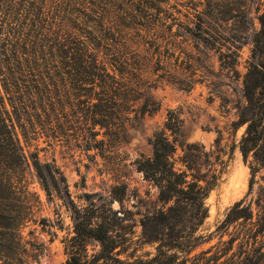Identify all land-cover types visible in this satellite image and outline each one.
Instances as JSON below:
<instances>
[{"label":"rangeland","instance_id":"rangeland-1","mask_svg":"<svg viewBox=\"0 0 264 264\" xmlns=\"http://www.w3.org/2000/svg\"><path fill=\"white\" fill-rule=\"evenodd\" d=\"M263 7L264 0H0V29L20 32L21 44L53 45L54 33L68 26L69 41L76 38L93 48L126 40L140 61L127 77L133 91L115 105L99 101L104 93L98 79L73 90L61 87L71 83L66 76L53 78L69 91L55 113L61 131L53 128L52 115L36 118L32 104L25 103L15 127L25 155L36 154L64 179L61 193L48 198L29 160L28 189L38 195L40 206L36 221L23 229L27 264H64L73 208L104 201L127 219L126 238L117 249L125 262L152 264L158 245L153 239L159 235L183 243L182 250L196 245L183 264H264V171L249 192L253 159L250 154L245 161L239 150L244 126L233 127L244 104L242 80ZM199 12L207 17L199 18ZM202 21L206 33L197 29ZM59 36L64 42L66 36ZM44 54L61 60L56 52ZM144 105L155 112L143 114ZM169 113L181 121L178 141L196 144L209 155L200 173L218 175L204 200L207 214L201 225L168 213L174 202H160L157 187L136 170V160L152 155L149 140L162 131ZM181 154L177 148L176 168ZM237 202L251 215L229 220ZM88 250L98 247L92 243Z\"/></svg>","mask_w":264,"mask_h":264},{"label":"trees","instance_id":"trees-1","mask_svg":"<svg viewBox=\"0 0 264 264\" xmlns=\"http://www.w3.org/2000/svg\"><path fill=\"white\" fill-rule=\"evenodd\" d=\"M200 15L207 17L202 12L197 13L199 18ZM258 23L259 30L252 38L250 61L242 80L244 104L233 123L235 129L245 128L239 142L243 159L247 161L250 154L253 159L249 192L255 176L264 171V7L258 16ZM204 26L205 22L202 21L197 29L206 33ZM106 30L112 31L113 27ZM9 32L0 29V264H27L28 249L23 229L27 223L36 221L35 215L40 206L38 195L28 189L26 177L29 160L48 198L54 192L58 195L61 193L60 182L64 179L60 178L58 169L40 163L36 154L25 155L15 132L18 120L27 108L25 103L32 104V116L36 118L52 115L56 120L53 128L61 131L63 124L56 119L59 115L55 113L61 110L65 100L63 95L69 91L61 90L59 85L52 83L53 78L66 76L71 83L61 87L68 85L73 90L91 85L98 79V86L104 93L99 101L104 104L113 102L115 105L121 96L133 91V84L127 77L137 64L140 65V61L132 56L126 40L116 39L117 42L111 46L97 43L93 48L73 37L69 41L73 33L68 26L54 33L53 45L49 46L21 44V33ZM59 35L66 36L64 42L59 41ZM45 52L51 55L56 52L61 60L46 58ZM25 54L30 55L24 57ZM25 94L28 96L24 97ZM155 110L147 109L146 105L142 108L143 114H152ZM180 126V119L169 113L162 131L149 140L152 155L136 160L135 166L144 180L157 187L160 202H174L168 213L174 212V216L181 219L187 215L201 225L207 214L204 200L217 185L218 175L210 171L200 173L201 167L209 165V155L196 144L179 142ZM177 148L182 153L178 157V168L173 159ZM240 206L241 202L235 203L228 215L229 220L251 215L250 210H239ZM119 213L123 212L121 209L113 210L110 201L100 205L91 202L83 208L74 207L73 235L63 241L67 257L64 264H143L141 261L129 263L119 258L117 249L123 246L127 234V226L123 225L127 219L125 215L118 216ZM160 216L164 214L160 213ZM154 238L158 245L155 256L150 260L152 264H183V260L188 261L187 257L196 247L186 245L187 249L182 250L181 242H166L159 235ZM92 243L96 244L98 250L90 253L88 246ZM180 256L183 257L182 261Z\"/></svg>","mask_w":264,"mask_h":264}]
</instances>
